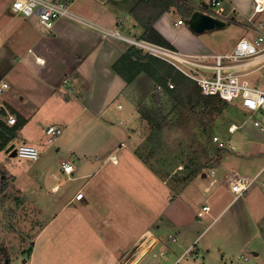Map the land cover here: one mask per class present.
<instances>
[{
  "label": "crops",
  "instance_id": "crops-1",
  "mask_svg": "<svg viewBox=\"0 0 264 264\" xmlns=\"http://www.w3.org/2000/svg\"><path fill=\"white\" fill-rule=\"evenodd\" d=\"M11 1H0V84L9 85L0 94V143L8 139L2 148L10 147L19 139L40 150L35 163L41 166L36 175L39 196L32 197V190L19 197L13 218L24 230L31 229L38 217L47 218L33 236L23 264H140L157 247L160 264H188L184 257L207 229L199 230L202 218L212 212L215 219L224 202L212 196L211 206H201L208 211L194 209L200 193L209 191L200 183L208 174L199 165L190 178L177 177L184 172L181 164L156 171L163 168L164 154L155 153V148L163 147L162 123L167 120L164 108H158L167 102L173 113L174 100L144 72L127 82L114 70L125 53L138 49L126 39L142 38L144 29L131 13L141 0H74L70 9L78 19L59 18L49 31L34 18L12 13ZM163 2L169 8L153 28L172 48L192 55L213 54L187 20L189 11L217 9L204 0ZM252 3L221 0V19L248 26ZM263 13L257 21L264 22ZM109 29L125 39L105 35ZM189 89L195 92L196 85L190 83ZM149 103L157 106L152 120L158 125H151L150 115L142 113ZM174 115L171 121L177 122L179 115ZM9 116L16 119L14 125L7 123ZM48 125L63 130L52 143L45 140ZM156 157L160 163H153ZM62 162L72 163L71 174L62 172ZM227 172L220 177L222 185ZM0 179L3 184L4 177ZM223 189L230 194L224 185ZM79 193L82 197L76 199ZM202 247L207 255L209 248ZM199 255L200 250L190 258Z\"/></svg>",
  "mask_w": 264,
  "mask_h": 264
},
{
  "label": "rangeland",
  "instance_id": "rangeland-1",
  "mask_svg": "<svg viewBox=\"0 0 264 264\" xmlns=\"http://www.w3.org/2000/svg\"><path fill=\"white\" fill-rule=\"evenodd\" d=\"M224 23V27L213 30L214 32L209 30L199 34L202 35L201 39L207 41L213 54L230 52L235 42L242 36L247 38L255 36L239 23L229 21ZM247 25L250 26L249 23ZM244 72L247 73L244 79L250 85L264 87V60ZM206 75L210 74L206 73ZM149 104V109L146 111L152 120L157 106L154 103V106ZM210 105L211 107L206 109H202L200 104L192 105L186 109L188 115L185 113L179 115L177 122H172L171 119L175 117L174 111L168 112L170 107L165 102L162 111L163 114H167L165 116L167 120L162 123L163 147L160 151L155 148V153L160 155L162 152L164 156L161 163L157 157L152 159L153 163L159 162L163 166L161 171L157 169L158 165L155 167L157 169L155 170L161 173L181 164L184 172H179L177 174L179 177L186 175L187 166L194 164L199 165L208 174L200 183L209 186V191L205 194L200 193L201 199L198 205L195 204V210L202 211L201 206L204 204L211 206L212 196L220 197V202H224V205L219 207L222 211L219 214L215 213V219L212 217V212L202 218V227L199 230L203 232L206 227L207 229L192 246L193 252L200 250L201 255L198 259L192 260L190 255L193 252L188 253L189 255L184 257L185 263L203 264L202 259L206 258V264H264V132L253 126V120L258 119V116L251 114L241 104L240 99L227 102L224 107H220V103L216 101L211 102ZM157 122L150 123L158 125ZM232 125L237 126L238 130L230 134L228 129ZM214 136L225 144L224 149H219L217 143L212 142ZM19 144L22 143L18 139L11 144L14 145L13 149L7 151L9 146L2 148L0 143V176L4 177L3 184L0 183V264H23L22 260L27 262L33 236L47 221L42 215L36 219L37 221L35 220V224H31V229L24 230V227L13 218L20 198L25 194L29 195L32 190H34L32 197L39 196L40 192V183L37 182L36 175L41 166L35 164L36 161L18 158L15 148ZM231 147H234V150ZM12 152L15 153L14 156L11 155ZM216 159L218 161L215 162ZM213 169L217 172L214 177L219 181L216 180L212 185H208L213 179L209 175ZM226 169H233L249 179L255 177L248 191L233 201H231L233 197L223 189V185L226 188L225 178L223 185L220 183L222 181L220 177ZM205 197L207 201L204 200ZM26 207L30 205L27 204ZM202 245L209 248L207 255ZM20 246H24L25 250L19 251L17 248ZM159 254L160 248H154L140 264H160Z\"/></svg>",
  "mask_w": 264,
  "mask_h": 264
},
{
  "label": "built area",
  "instance_id": "built-area-1",
  "mask_svg": "<svg viewBox=\"0 0 264 264\" xmlns=\"http://www.w3.org/2000/svg\"><path fill=\"white\" fill-rule=\"evenodd\" d=\"M74 0H12L10 10L14 14L25 18H34L44 29L51 30L59 18L69 17L78 19L70 9V4ZM210 7L217 9L208 14L221 19L219 9L221 0H210ZM264 12V0H253L251 14L247 17L250 26H246L255 36L247 38L245 36L238 39L232 50L225 54L192 55L180 52L174 48L160 46L142 39H126L130 44L143 52L157 58L170 65L183 76L193 81L203 96H217L223 101L231 102L240 99L241 104L251 113L256 114L258 119L253 120V126L264 131V87H255L244 79L247 74L244 70L257 64L264 58V22L256 21V16ZM182 21H178L181 24ZM105 35L116 38H124L116 30H105ZM125 39V38H124ZM212 72L211 75H206ZM68 83V79L63 80V85ZM168 88L173 85L169 82ZM9 88L8 83L0 84V94ZM158 86V90H160ZM69 92L70 89H68ZM7 123L14 125L16 119L13 116L7 118ZM237 126L232 125L228 131L233 133ZM63 130L57 125H48L45 128L46 142L52 143L61 135ZM217 143L219 149H224L225 144L218 137L212 138ZM16 156L20 159L36 161L40 156V150L29 144H19L15 148ZM61 170L64 174H71L74 170L72 163L62 162ZM211 177L214 171H210ZM226 188L236 200L242 197L255 181V177L249 179L239 175L235 170L229 169L224 176ZM215 179L211 182L214 183ZM82 194L76 195L80 199ZM203 211H208V207H203Z\"/></svg>",
  "mask_w": 264,
  "mask_h": 264
},
{
  "label": "trees",
  "instance_id": "trees-1",
  "mask_svg": "<svg viewBox=\"0 0 264 264\" xmlns=\"http://www.w3.org/2000/svg\"><path fill=\"white\" fill-rule=\"evenodd\" d=\"M168 4L164 3L163 0H141L137 5L134 6L131 13L135 19L141 24L144 29L142 34V40L172 48V46L153 28L155 20L167 9ZM192 12L189 11L188 18ZM141 50L135 49L132 52L125 53L122 58L114 65V70L119 73L127 82L133 80L140 72H144L154 86H160L167 92L171 99L174 100L171 105V110L182 115V113L192 105L200 106L202 109L211 107V102H219L220 107H224L227 102L221 100L217 96H203L200 94L198 87L196 86L195 92H191L190 83L196 85L193 81L189 80L181 73L176 71L170 65L165 62L154 58L152 56L143 54ZM173 85L172 89L168 88V83ZM182 93H186L184 97ZM181 96V97H180ZM155 98H157L155 96ZM159 99H156L157 105L159 106ZM188 103V104H187ZM163 106L159 107L158 110L162 109ZM180 110V111H179ZM162 112V111H161ZM143 114L148 116L147 111H143ZM148 118V117H147ZM153 122V120H150ZM162 121V120H161ZM160 121V122H161ZM153 124V123H152ZM8 139H4L1 143L4 146ZM1 146V147H2ZM197 165L187 166L186 178H190L195 175L200 168Z\"/></svg>",
  "mask_w": 264,
  "mask_h": 264
},
{
  "label": "water",
  "instance_id": "water-1",
  "mask_svg": "<svg viewBox=\"0 0 264 264\" xmlns=\"http://www.w3.org/2000/svg\"><path fill=\"white\" fill-rule=\"evenodd\" d=\"M187 24L189 29L196 34H201L209 30L220 29L225 25L224 20L201 11L193 12L188 18ZM13 147L14 145H10L7 151L12 150ZM12 155L14 156L15 153L12 152Z\"/></svg>",
  "mask_w": 264,
  "mask_h": 264
},
{
  "label": "bare ground",
  "instance_id": "bare-ground-1",
  "mask_svg": "<svg viewBox=\"0 0 264 264\" xmlns=\"http://www.w3.org/2000/svg\"><path fill=\"white\" fill-rule=\"evenodd\" d=\"M143 245H145V244H143ZM145 247H146V245H145ZM139 254V253H138Z\"/></svg>",
  "mask_w": 264,
  "mask_h": 264
}]
</instances>
